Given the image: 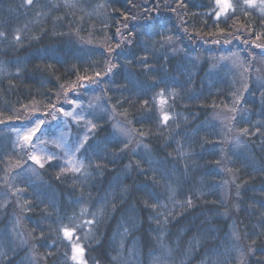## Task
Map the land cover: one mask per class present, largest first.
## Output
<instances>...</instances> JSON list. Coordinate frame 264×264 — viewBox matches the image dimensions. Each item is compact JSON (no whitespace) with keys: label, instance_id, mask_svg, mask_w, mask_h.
Segmentation results:
<instances>
[{"label":"trees","instance_id":"16d2710c","mask_svg":"<svg viewBox=\"0 0 264 264\" xmlns=\"http://www.w3.org/2000/svg\"><path fill=\"white\" fill-rule=\"evenodd\" d=\"M216 1L0 0V264H264V0ZM93 99L24 176L6 131Z\"/></svg>","mask_w":264,"mask_h":264},{"label":"rangeland","instance_id":"374dc122","mask_svg":"<svg viewBox=\"0 0 264 264\" xmlns=\"http://www.w3.org/2000/svg\"><path fill=\"white\" fill-rule=\"evenodd\" d=\"M217 7L221 13L224 12L223 0H221V3H217ZM234 64L237 65L238 61L235 60ZM96 101L90 104L72 101L71 108L67 110H54L50 120L45 121L41 117L35 119L30 125H26L24 128H13L6 131L10 135L13 147L16 149L21 148L23 151L27 149V152H25L33 161L26 170H23L24 176L26 174L33 176L32 173L37 172L41 165L54 159L61 160L68 169H78L80 161L77 158V152L79 151L77 149L82 147L92 129V122L86 112H96L99 110L98 108H93L95 103L97 104ZM108 114H110V120L116 133L121 138H124L128 144L134 145L133 147H140L144 151V145L140 144L134 138L133 131L128 126V122L123 118H119L116 114L110 112ZM37 125H39V128H37ZM28 134L32 135L30 141L24 139ZM33 156L38 157L39 163L32 159ZM7 179L10 178L7 177ZM12 228L13 233L19 237L21 235V228L16 220ZM17 239L19 244L27 245L26 241L21 237ZM77 246L73 244L72 258L76 257L73 260L80 262L82 252L79 249H81V246Z\"/></svg>","mask_w":264,"mask_h":264},{"label":"snow or ice","instance_id":"6c2138e0","mask_svg":"<svg viewBox=\"0 0 264 264\" xmlns=\"http://www.w3.org/2000/svg\"><path fill=\"white\" fill-rule=\"evenodd\" d=\"M25 2L27 3V4H31L32 2H33V0H25ZM246 2L249 4V5H251L252 4V0H246ZM217 3L219 4V3H221V0H217ZM229 7H231V5L229 4V3H227V0H223V10H226L227 8H229ZM219 15V14H218ZM5 35V33H3V32H0V36H4ZM17 39H19V37H17ZM163 120L164 121H167L168 120V116L167 115H164L163 116ZM42 123V122H41ZM37 128H39V125H37ZM24 139L26 140V141H30L31 139H32V135L31 134H28V135H26L25 137H24ZM77 150H79V149H77ZM32 159L33 160H35L37 163H39V159H38V157H36V156H33L32 157ZM41 166H43V165H41ZM76 171H79V169H75ZM191 203V201H189V204ZM64 234H65V236L66 237H70L71 236V232H69L67 229H65V231H64ZM78 247V246H77ZM79 251H83L82 249H79ZM74 259L76 258V257H73Z\"/></svg>","mask_w":264,"mask_h":264}]
</instances>
